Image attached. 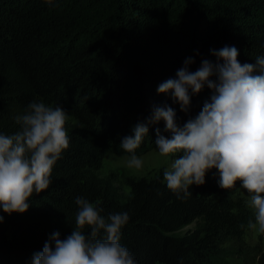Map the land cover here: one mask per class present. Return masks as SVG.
Wrapping results in <instances>:
<instances>
[{"label":"trees","instance_id":"1","mask_svg":"<svg viewBox=\"0 0 264 264\" xmlns=\"http://www.w3.org/2000/svg\"><path fill=\"white\" fill-rule=\"evenodd\" d=\"M224 46L242 65L264 57V0H0V132L19 130L16 117L38 101L68 112L70 140L26 212L0 209V264H32L53 232L70 235L76 197L105 217L128 213L121 244L137 264H264V245L244 240L255 222L245 199L214 181L178 199L162 169L121 179L98 172L105 152L128 154L120 143L137 123L148 127L138 154L155 147L157 129L170 138L163 120L148 123L154 108L172 107L179 126L195 118L210 100L206 86L187 113L158 86L186 59L192 72L214 63L211 50Z\"/></svg>","mask_w":264,"mask_h":264},{"label":"clouds","instance_id":"2","mask_svg":"<svg viewBox=\"0 0 264 264\" xmlns=\"http://www.w3.org/2000/svg\"><path fill=\"white\" fill-rule=\"evenodd\" d=\"M211 54L214 63L205 59L192 72L189 65L194 61L186 59L175 79L158 86V93L171 92L184 113L189 111L191 95L205 86L212 93L199 114L183 126L177 124L172 107L153 109L148 123L163 120L171 134L168 138L156 130L155 147L160 156L171 160L163 179L178 199L186 198L191 195L190 186L204 185L206 173L215 168L220 188L233 189L239 182L246 190L255 219L249 226L264 233V57L242 65L234 46L211 50ZM67 120L68 112L60 105L33 101L16 117L19 130L0 132V209L4 213L26 212L33 194L49 188L53 166L70 146ZM132 132L120 147L129 154L128 167L140 169L143 161L136 149L148 127L137 123ZM75 204L78 211L70 235L61 239L58 231L53 232L42 251L33 254L32 264H137L121 244L128 213L105 217L101 207L83 197H76Z\"/></svg>","mask_w":264,"mask_h":264},{"label":"rangeland","instance_id":"3","mask_svg":"<svg viewBox=\"0 0 264 264\" xmlns=\"http://www.w3.org/2000/svg\"><path fill=\"white\" fill-rule=\"evenodd\" d=\"M129 154H121V153H113V152H105L101 166L99 168V173L104 175L109 172H113L116 174L118 179H121L124 176H143V175H153L157 173L160 169L165 171L170 167L171 160L159 155L156 147L152 149L136 155L140 157L143 161V166L140 169L129 168L127 165V159ZM214 181L218 184L219 175L215 168L211 169L206 173L205 181ZM233 195H239L244 198L246 201V205L249 207L251 212L254 214V209L250 204V196L240 187V183L237 182L236 186L233 189L227 190ZM255 223V222H254ZM245 241L247 244L252 245L255 243H260L262 246L264 245V233H261L258 228H253L248 226L244 232ZM226 261H229L230 264H247L242 260L233 261L232 258H227ZM251 264V263H248Z\"/></svg>","mask_w":264,"mask_h":264}]
</instances>
